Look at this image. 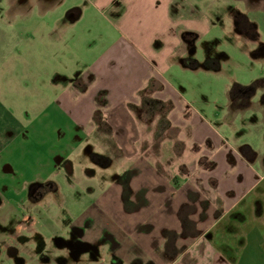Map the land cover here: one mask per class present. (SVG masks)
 Returning a JSON list of instances; mask_svg holds the SVG:
<instances>
[{"label":"crops","instance_id":"0c3cea01","mask_svg":"<svg viewBox=\"0 0 264 264\" xmlns=\"http://www.w3.org/2000/svg\"><path fill=\"white\" fill-rule=\"evenodd\" d=\"M63 2L0 0V210L9 205L6 195L32 194L64 169L69 178L79 158H92L89 174L104 190L118 172L141 163L149 173L144 184L152 186L151 210L171 219L163 232L169 245L153 251L148 264H264V0H83L78 17L67 20L57 16ZM48 10L65 36L55 43L86 52L78 77L59 73L60 46L47 54ZM238 16L253 34L237 28ZM225 18L237 55L232 67L245 81L224 66L228 55L214 45ZM207 60L213 69L204 67ZM229 81L253 86L250 94L229 96L227 107L236 103L235 110L198 103L228 95ZM144 89L167 104L165 127L174 137L157 148L165 163L140 149L143 126L130 105L141 104ZM97 131L107 139L100 141ZM106 142L117 159L104 152ZM111 168L118 170L108 174ZM16 218L13 206L0 212V256L21 263L44 258L43 246ZM78 256H69L71 264H82Z\"/></svg>","mask_w":264,"mask_h":264},{"label":"rangeland","instance_id":"374dc122","mask_svg":"<svg viewBox=\"0 0 264 264\" xmlns=\"http://www.w3.org/2000/svg\"><path fill=\"white\" fill-rule=\"evenodd\" d=\"M82 1L64 0L62 4H59L57 16H62L65 20L68 16L70 18L73 16V19L74 17L77 18L83 6ZM242 10L245 12L249 10L250 13H253L251 6H245L244 4ZM50 13V10H48L47 54L52 56L56 53L55 47L60 46L63 54L61 57L62 64L58 67L59 73L68 78L78 77L85 70L84 65L88 62L86 61L88 59L86 52L83 49L69 50L65 44L61 46L55 43L63 35L59 28L53 27L52 21H50L53 18H49ZM210 21H214L216 25L217 21L213 19H210ZM229 21L228 18H225L221 20L220 24L217 23L219 29L225 28V30L218 31L217 37L220 40L216 41L214 45L219 48L221 55H228V63L224 66L229 71L232 68L235 78L245 81L244 72H236L232 67V61H235L232 57L237 59V55L236 53L231 55L230 34L228 32V24L231 21ZM78 22L77 29L84 30V21ZM210 36L208 35V40ZM63 37L65 38V36ZM244 40L246 42L245 38ZM82 42L84 43V41ZM49 56L48 58H50ZM230 82L228 95L224 91L218 97L214 96L202 102L198 101V103H204V106L208 104L212 110H235L237 108L236 103L233 104L235 109L231 106L227 107L229 92L234 86ZM145 117H149L148 119L151 122L145 119L139 121L136 118L139 124L143 126L141 133L145 138V141L140 144V149L146 151V154L151 157L160 156V160L165 163L166 159L157 151L158 144L161 139L174 137V132L168 131L163 124L157 125L159 118L154 113ZM144 121H147V123ZM159 129L160 132H158ZM150 135L153 136V143L146 140V138L150 140ZM95 136L100 141L107 139L102 136L100 131H97ZM92 142H94L93 139ZM104 152L111 158L117 159L116 150L112 146H107V142L104 145ZM97 154L99 156L103 155L101 152ZM91 159L79 158L69 178L65 175L64 169L63 177L41 181L32 194L6 195L9 205L6 203L7 207L2 211L0 210V212L13 206L17 216L16 219L28 225L26 229H23V233L27 236L31 233L36 237L38 243L43 246L44 252L42 255H45V257L41 259L31 257V262L25 259L21 263L16 258L8 259L3 255L0 256V262L7 264H71L73 253H77L79 254V262L82 264H113L115 257L120 259V264H148L151 261V256L155 255L152 253L153 251L169 245H167V241L170 237L163 234V232L165 225L170 223L171 219L161 218L151 210L149 204L152 198V192L150 191L152 186L148 183L144 184L148 181L147 176H149V173L141 167L143 164L128 167L130 171L128 181L123 179L124 173L118 172L117 182L107 185L104 190L100 181L89 174L94 169ZM146 165L148 164H144V166ZM159 168H161V173L165 175L163 165H160ZM117 170L118 168H111L107 170V173ZM51 181L60 182L59 190L55 191L51 188L52 184H49ZM101 190L104 191L101 192ZM37 195L41 196L40 200L33 201V197H37ZM165 196H159L162 202H164ZM178 245L182 247V244Z\"/></svg>","mask_w":264,"mask_h":264},{"label":"trees","instance_id":"16d2710c","mask_svg":"<svg viewBox=\"0 0 264 264\" xmlns=\"http://www.w3.org/2000/svg\"><path fill=\"white\" fill-rule=\"evenodd\" d=\"M235 24H236L237 28H239L240 30H243L246 32L248 29L249 31L252 32V34L255 32L254 26L244 16L236 17ZM191 63H192V65H194V67L199 66V64L196 62H191ZM212 64L213 63L211 60H207L204 63V67H206L208 69H211V68L213 69L214 66H212ZM252 91H253V86L245 87V86H240L238 84H235L233 86V89L229 93H230L231 97H234L237 94H250V93H252ZM144 94H145V89L140 92V95L142 98L140 105H138V106L130 105V109L134 113L135 117L139 121H141L142 119H145L148 122H151V120L148 119L149 117H145V116L153 115V113H154V115H157V117L159 118L157 125H161V124L168 125V121L166 119V114L168 111V110H166L167 104L165 102H161V101H157L155 99H152L151 97L146 96ZM94 121H95L96 125L98 126V128H100L102 123H103L102 122L103 120H102V116L99 112H95ZM147 121H144V122L147 123ZM158 132H160V129L158 130ZM122 177L125 181H128L129 172H125ZM75 254L76 253H73V255H75Z\"/></svg>","mask_w":264,"mask_h":264}]
</instances>
